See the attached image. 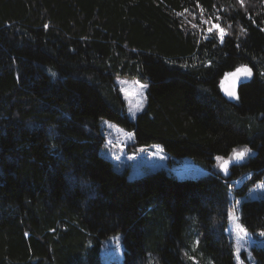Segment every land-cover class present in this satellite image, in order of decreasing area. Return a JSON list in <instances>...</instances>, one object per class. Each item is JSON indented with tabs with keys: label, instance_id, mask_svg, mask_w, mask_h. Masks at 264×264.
<instances>
[{
	"label": "trees",
	"instance_id": "trees-1",
	"mask_svg": "<svg viewBox=\"0 0 264 264\" xmlns=\"http://www.w3.org/2000/svg\"><path fill=\"white\" fill-rule=\"evenodd\" d=\"M242 65L253 77L226 100L220 79ZM119 77L146 84L134 120ZM101 119L206 173L128 179L101 154ZM245 147L224 176L218 161ZM256 183L264 0H0V264H106L117 233L122 264H236L232 195L241 227L264 232ZM248 247L264 264V246Z\"/></svg>",
	"mask_w": 264,
	"mask_h": 264
},
{
	"label": "rangeland",
	"instance_id": "rangeland-1",
	"mask_svg": "<svg viewBox=\"0 0 264 264\" xmlns=\"http://www.w3.org/2000/svg\"><path fill=\"white\" fill-rule=\"evenodd\" d=\"M115 84L124 102L127 117L134 120L136 114L144 105L146 87L142 88L141 85L146 86V84L138 79L120 77L115 79ZM99 123L101 133L104 136V146L101 149V154L111 161L114 170L125 173L128 179H135L160 169L172 172L179 178L199 177L206 173L205 169L196 164L191 158L173 157L166 153L159 144L135 146L133 133L125 130L115 122L101 119ZM222 161H218L216 166ZM242 180V178L235 180L233 186H239ZM262 193H264V184L261 183H256L248 190V196L251 198ZM237 201H239V198L232 195V208L226 226L227 232L234 242L235 261L236 264H255L251 249L248 246L251 243L264 246V235H261L264 232L251 234L241 227L238 222ZM193 241L192 246L197 242L196 238ZM100 258L106 264L111 262L122 264L123 247L119 233L113 234L102 241Z\"/></svg>",
	"mask_w": 264,
	"mask_h": 264
},
{
	"label": "water",
	"instance_id": "water-1",
	"mask_svg": "<svg viewBox=\"0 0 264 264\" xmlns=\"http://www.w3.org/2000/svg\"><path fill=\"white\" fill-rule=\"evenodd\" d=\"M247 67L250 68L249 66H247ZM235 70L230 72V73L235 72ZM230 73H228V74H230ZM251 73L252 74L250 76H240L239 78H234L231 75H226L222 79H220L221 80L220 81V92L224 96V98L226 100L233 101L237 96L238 88L240 87V85L247 83L250 81V79H252L251 78V77H253L252 69H251ZM232 91L235 92V96L228 95V93L232 92ZM232 157H233V154H232L231 158L225 159L220 164H218L219 170L221 171V173L224 176L228 175L230 166L240 164L244 159V157H243V159L234 160ZM225 161H228L227 166H226L227 167L226 171H225Z\"/></svg>",
	"mask_w": 264,
	"mask_h": 264
},
{
	"label": "snow or ice",
	"instance_id": "snow-or-ice-1",
	"mask_svg": "<svg viewBox=\"0 0 264 264\" xmlns=\"http://www.w3.org/2000/svg\"><path fill=\"white\" fill-rule=\"evenodd\" d=\"M213 28H216L218 31H219V34H220V38L221 40L223 39V36L225 34V31L224 29L220 28L219 25H216V24H213L211 28H209V32L212 31ZM252 73H251V69L248 68L246 65H242L238 68H236L235 72L233 73H230V74H226V75H231L232 77L234 78H239L240 76H250ZM141 87H146L145 85H141ZM228 95L230 96H235V92L232 91V92H229ZM250 150L248 148H244L240 151H236V150H233V159L234 160H240V159H243V157L249 152ZM217 159H220L219 157ZM227 163L228 161H225V171L227 170ZM261 235H264V233H261ZM237 251H239V249H237Z\"/></svg>",
	"mask_w": 264,
	"mask_h": 264
}]
</instances>
